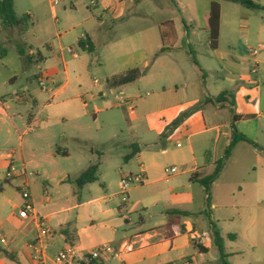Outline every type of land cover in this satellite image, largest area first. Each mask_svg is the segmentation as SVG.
Returning a JSON list of instances; mask_svg holds the SVG:
<instances>
[{"label":"crops","instance_id":"obj_1","mask_svg":"<svg viewBox=\"0 0 264 264\" xmlns=\"http://www.w3.org/2000/svg\"><path fill=\"white\" fill-rule=\"evenodd\" d=\"M27 1L33 28L11 29L0 42V140L9 146L19 133L22 107L26 127L43 131L20 137L18 150H0V170L5 162V171L16 168L5 181L27 186L35 211L21 219L24 203L6 200L12 187H2L0 264H56L68 247L86 254L105 244L135 250L102 264H219L209 217L229 262L251 264V248L264 252V154L239 143L210 194L192 176L215 171L232 142L233 115L243 117L238 130L264 148V0H248L257 8L228 0ZM213 3L221 6L217 49L208 32ZM6 30L0 23V37ZM22 41L32 63L19 54ZM13 42L16 53L5 48ZM28 64L41 73L31 77ZM132 71L140 78L117 82ZM42 73L47 90L34 86ZM20 76L28 87L18 86ZM100 116L106 126L120 118L123 135L113 145L90 136L103 129ZM100 150L99 181L79 189L75 181ZM65 160L77 169L68 172ZM173 168L179 172L166 173ZM142 172L147 181L124 203L121 179Z\"/></svg>","mask_w":264,"mask_h":264},{"label":"trees","instance_id":"obj_2","mask_svg":"<svg viewBox=\"0 0 264 264\" xmlns=\"http://www.w3.org/2000/svg\"><path fill=\"white\" fill-rule=\"evenodd\" d=\"M231 2L239 3L248 8H257L256 5L251 3L248 0H228ZM220 20H221V6L219 3H213L209 13L208 19V32L211 40V47L217 49L219 37H220ZM0 23L4 29H14L18 28L22 33H25L31 26V19L29 15H26L23 19L17 17L15 11V0H0ZM30 48L22 41L19 45L18 51L21 57H23L27 62L32 63L34 57L29 54ZM165 50H162L160 53H164ZM192 56V54H191ZM193 61L196 63L195 59ZM141 73L139 71H132L127 76L119 79L117 82L120 85H125L131 83L138 78H140ZM116 82V81H115ZM226 95V94H225ZM225 97L221 95L218 99ZM242 116L233 115L232 120V142L231 145L227 148L222 158L218 161L215 171L208 177L201 178V175L194 174L192 180L199 181L202 185L205 186L207 193L210 194L212 185L220 178L225 166L232 157V154L239 143L246 142L254 146L257 150L264 154V148L259 144L249 139L246 135L241 133L236 123L241 120ZM99 181V163L92 165L85 173L81 175L76 181L75 184L82 189L86 185L93 184ZM210 208V201H209ZM185 214V213H183ZM208 214V212H207ZM209 228L214 238L215 246L218 249L220 255L219 264H231L229 262V255L225 251V242L224 238L221 235L216 223L209 217Z\"/></svg>","mask_w":264,"mask_h":264},{"label":"rangeland","instance_id":"obj_3","mask_svg":"<svg viewBox=\"0 0 264 264\" xmlns=\"http://www.w3.org/2000/svg\"><path fill=\"white\" fill-rule=\"evenodd\" d=\"M30 2H28L27 0H17V4L15 5V11H16V14H17V17L19 19H23L27 13L29 12V9L31 8L30 7ZM177 13V12H176ZM169 17H173V18H177L176 15H173V14H170L168 15V18ZM30 28H33L32 25L30 26ZM15 30V28H14ZM13 30H6L2 33V36L0 37V42H4L5 40V37L9 36L10 33L12 32ZM28 38L30 40V42L33 44L34 48H36V43H35V38H34V35L32 33H30L28 35ZM5 46V45H4ZM5 48L7 49H12L14 51V53H16V45L13 43L9 44V45H6ZM42 51L44 49H41ZM195 49H193V53H195L194 51ZM198 50V49H197ZM16 55V54H14ZM16 57V56H14ZM4 62H1L0 61V65H3ZM28 70H29V73H30V76L33 77V74L35 72H40L39 69H37L38 67L35 66V65H32V64H28ZM41 73V72H40ZM40 76V75H39ZM18 86L19 87H28L29 86V83L28 81L26 80V78H24L23 76H20L19 78V81H18ZM34 86L36 88H40L39 85H37L36 83L34 84ZM43 90H47V87L45 88H41ZM21 113H22V117L21 116H18L17 118H15L17 120V123H18V129H19V133L15 135V137L13 138L11 144L8 146H5V142H6V139L2 138L0 140V150H2V152H4L5 154H8L11 152L12 149L14 150H18L19 149V144H20V137H26L25 139H31V137L37 133H41L43 130L41 129H38L35 127H32L31 125L26 127L28 125V122H27V116H28V108L26 107H22L21 109ZM38 111V108L37 110L34 112L35 114L37 113ZM92 119V118H91ZM119 117L118 118H114V121L112 123V125H104V118L102 116L99 117V125L101 127H103L102 130H99V132L97 133L96 132V129H94L92 132H90V136L93 138L94 140V143L97 144L98 146L100 144H105L107 146H110V145H113V139H114V136L115 134H117L118 136H122L123 133H122V129H121V126L122 125H118V123H115L116 121H119ZM29 128H33V131L32 133L28 135L27 134V131L29 132ZM87 151L90 153L91 150H95L97 151L98 149L94 146H87L86 147ZM101 154V150L99 152V155H95L94 156V164H98L100 163V155ZM79 161H80V158L78 157L77 158ZM83 159V158H82ZM77 160V161H78ZM123 160V163H124V159ZM85 160H82V162L84 163ZM3 167H8V162H5L3 164ZM77 162L75 160H65L64 162V168L68 171V172H73V169H77ZM5 169L2 171L0 170V196L3 194L2 192V187L6 186L8 183L11 185L12 189L10 190H7L6 194H5V197H6V200H13L15 202H20L21 204L24 203V200H23V197H22V190L20 187H18V181H15V180H10V182L8 181H5V180H8L7 179V175H8V170L5 171ZM73 177V175H71ZM17 182V183H16ZM24 187V186H23ZM28 191L30 192V190L28 189ZM31 193V192H30ZM6 209H8V207H6ZM250 251V254H247L246 257H248L250 255L251 257V264H264V252L261 251L259 249V247L255 250H252V248L249 250ZM259 253V254H258ZM241 260V259H239ZM231 263V261H230Z\"/></svg>","mask_w":264,"mask_h":264},{"label":"built area","instance_id":"obj_4","mask_svg":"<svg viewBox=\"0 0 264 264\" xmlns=\"http://www.w3.org/2000/svg\"><path fill=\"white\" fill-rule=\"evenodd\" d=\"M66 0H51V3L54 7L60 6L62 3H64ZM94 4V3H93ZM68 52L70 54H73V49H68ZM258 54V51H252V56H255ZM257 67L253 70V73H257ZM37 82L41 88H45L49 85V78L46 73H42L37 78ZM96 83H99V81H96ZM150 94H148L149 96ZM20 100L23 98V96L18 97ZM121 104H125L128 106L130 111L135 110V103L132 102L129 99L122 98L120 99ZM33 128H29V132H32ZM10 159H12V156H10ZM15 167H10L8 171V178H12L14 176V173L16 172ZM177 168H173L171 170H167V174H176L178 173ZM29 177L33 176L32 173H26ZM27 177V176H26ZM147 181V177L145 173H139L135 175H129L125 176L121 179V196L124 203L129 202V191L131 188L136 186H141ZM22 197L24 200V205L20 209L19 216L21 219H29V214L31 212L35 211L34 203L31 198V193L28 191V187L24 186L21 188ZM35 220L41 224V218L37 215H34ZM0 242L5 244L6 239L0 237ZM135 250L134 245H123L118 251L113 249L110 245H102L101 247L86 253V254H80L75 247H68L62 252H60L54 259V262L56 264H102L110 259H116L120 258L123 253H132Z\"/></svg>","mask_w":264,"mask_h":264}]
</instances>
